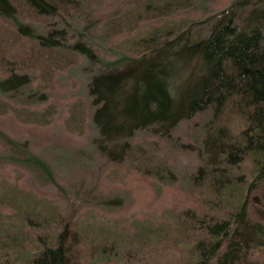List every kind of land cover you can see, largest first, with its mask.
<instances>
[{"label": "rangeland", "instance_id": "374dc122", "mask_svg": "<svg viewBox=\"0 0 264 264\" xmlns=\"http://www.w3.org/2000/svg\"><path fill=\"white\" fill-rule=\"evenodd\" d=\"M49 1L56 7L50 15L10 0L16 19L0 16V80L27 79L19 89L0 93V131L16 145L0 139V264H24L44 244L52 246L66 223L84 240L85 255L90 246L113 240L143 259L125 262L120 255L117 264H180L188 246L178 232L203 190L202 176L194 178L201 165L194 149L208 116L192 113L169 131L135 130L121 155L115 146L122 140L106 143L93 122L90 84L106 66L72 45L81 43L112 62L137 57L154 44L149 40L162 43L190 25L198 40L233 0ZM249 9L240 10L244 20ZM18 23L41 35L63 30L64 46L44 48ZM199 73L196 61H178L170 79L173 95L196 87ZM135 88L133 83L126 95ZM22 151L49 166L53 180ZM248 204L250 218L264 228V183L252 186ZM263 249L252 248L246 264H264Z\"/></svg>", "mask_w": 264, "mask_h": 264}, {"label": "trees", "instance_id": "16d2710c", "mask_svg": "<svg viewBox=\"0 0 264 264\" xmlns=\"http://www.w3.org/2000/svg\"><path fill=\"white\" fill-rule=\"evenodd\" d=\"M22 1L37 14L50 15L56 10L49 0ZM246 7L250 9L244 20L240 10ZM15 14L10 0H0V16L16 19ZM215 19L205 38L193 40L190 25L162 43L153 41L158 37L149 40L154 44L137 57L112 62H104L81 43L72 45L74 51L106 66L90 84L93 122L106 143L122 140L115 146L121 155L128 145L125 138L135 130L154 126L169 131L192 113L208 116L194 149L201 164L194 178L202 176L205 186L200 183L203 190L192 210L185 212L178 232L188 246L183 254L188 257L180 264H246L249 251L264 245V228L248 211L252 186L264 181V0H233ZM18 29L44 48L64 46L63 30L51 29L41 35L29 32L22 24ZM178 61L185 66L196 61L200 78L196 87L176 96L170 79ZM133 83L135 93L129 97L126 92ZM25 84V76L11 75L0 80V93ZM0 139L16 146L1 131ZM22 153L53 180L49 166L29 152ZM83 244L66 223L52 246L44 244L40 252L26 257L24 264H117L120 255V261L132 257L143 261L136 251L121 247L118 241L92 245L87 255ZM0 257L5 261V255Z\"/></svg>", "mask_w": 264, "mask_h": 264}, {"label": "water", "instance_id": "95a60500", "mask_svg": "<svg viewBox=\"0 0 264 264\" xmlns=\"http://www.w3.org/2000/svg\"><path fill=\"white\" fill-rule=\"evenodd\" d=\"M254 201H258V200L255 198ZM262 253H263V255H264V249L262 250Z\"/></svg>", "mask_w": 264, "mask_h": 264}, {"label": "flooded vegetation", "instance_id": "af4514ba", "mask_svg": "<svg viewBox=\"0 0 264 264\" xmlns=\"http://www.w3.org/2000/svg\"><path fill=\"white\" fill-rule=\"evenodd\" d=\"M261 183H264V181H262Z\"/></svg>", "mask_w": 264, "mask_h": 264}]
</instances>
